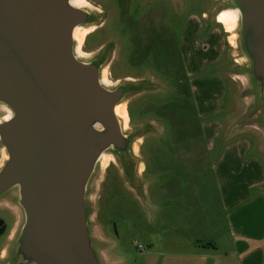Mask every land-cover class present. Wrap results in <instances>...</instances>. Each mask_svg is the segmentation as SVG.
Instances as JSON below:
<instances>
[{
	"label": "water",
	"instance_id": "1",
	"mask_svg": "<svg viewBox=\"0 0 264 264\" xmlns=\"http://www.w3.org/2000/svg\"><path fill=\"white\" fill-rule=\"evenodd\" d=\"M224 9L236 14L253 98L235 126L264 137V0H226L215 17ZM104 19L83 0H0V195L15 189L19 212L0 259L12 251L22 264H117L94 218L97 172L111 155L136 190L138 142L153 124L127 131L116 112L150 81L110 86L105 56L83 59L77 49L75 31Z\"/></svg>",
	"mask_w": 264,
	"mask_h": 264
},
{
	"label": "rangeland",
	"instance_id": "2",
	"mask_svg": "<svg viewBox=\"0 0 264 264\" xmlns=\"http://www.w3.org/2000/svg\"><path fill=\"white\" fill-rule=\"evenodd\" d=\"M83 1L85 3L89 0ZM225 1L170 0V5L180 7V10L170 8L166 18L170 39L167 38L164 42L165 57L155 56L158 64L163 63L164 71L169 76L158 75L151 66L141 62V58L134 55L137 43L130 42L126 28L115 27L114 15L110 16L112 19L103 27L96 28L93 32L83 29L82 32L88 33H85L83 38L79 36L77 49L83 59L102 54L105 56L103 69L110 86L125 80L135 81V76L150 81V84H147L148 89L126 101L128 118L122 117L127 131L142 127L144 123L153 120L150 131L138 142L139 145L143 140L138 155L141 156L145 169L136 190L130 188L121 178L117 166L109 159L111 155L106 156L105 164H102L103 167L97 172L94 218L95 222L101 221L106 235L115 241L110 251L114 253L113 258L117 262L120 261L117 264H161L167 261V255L161 253L164 251L161 240L165 235H183L186 230L189 231L188 227L191 229L196 225L197 228L191 230L192 232L200 231L205 234L203 236L210 238L218 231L222 233L226 225L223 223L225 211L221 207L215 188V174L211 170V164L220 156L223 145L217 139L213 149L207 150L200 137L201 116L198 115L197 104L199 93L192 94L189 80L198 78L204 72H215L223 81V93L219 88L210 92L215 94L218 91L217 95H211V98L221 107L215 109L213 115L204 117L218 122L221 133L227 131L231 134H254L258 137V133L262 131L254 126H235L241 124L239 120L247 115L246 109L251 105L253 98L244 71L247 61L239 46L237 29L225 30L215 17L216 10ZM200 11L203 12L201 15ZM192 13L197 14L199 22H196L200 23V28L194 29L192 34L193 44L197 42V46H192V50H195V47L200 49L201 43L204 47H209L211 43L202 39L211 30L214 31L213 28H217L214 32L219 43L218 47L215 46L218 49L217 61L204 64L194 61L195 68L193 65L192 68L186 67L182 47L180 53H177L176 49L184 22ZM157 37L156 35V44ZM212 42L217 44L215 40ZM188 72L191 74H187ZM183 91L186 94H183ZM3 113L0 112V116ZM249 114L252 116L254 111ZM231 128L232 132H229ZM221 133L218 132L219 135ZM230 180L234 182L236 178L231 176ZM194 183L208 185L202 190L208 193L207 199L200 201L197 197L201 190L199 186L195 187L197 190L194 197ZM231 191L234 194L237 192L233 189ZM250 193L252 198L255 195L264 197V181ZM240 207L238 201L228 210L232 214L233 228L236 229L240 221L237 218L246 214ZM18 213L15 189L11 188L0 195V218L6 225V231L0 236V249L7 242V235L14 226ZM214 215L220 224L217 229L214 223L210 222L211 216ZM221 240L225 247L232 246L231 237ZM10 244L12 246L13 243ZM149 249L151 253L146 252ZM232 263L239 264L237 257H232ZM0 264L22 263L10 251L7 258L0 259Z\"/></svg>",
	"mask_w": 264,
	"mask_h": 264
},
{
	"label": "crops",
	"instance_id": "3",
	"mask_svg": "<svg viewBox=\"0 0 264 264\" xmlns=\"http://www.w3.org/2000/svg\"><path fill=\"white\" fill-rule=\"evenodd\" d=\"M197 17L194 14L188 16L184 22L181 34L183 60L186 67L191 68L192 65L195 68L194 61L204 64L205 62H216L218 59V49L215 46L217 45L218 47L219 43L218 37H215L216 33L214 32L217 28H213L214 31L211 30L202 39L206 43L207 41L211 43L209 47H204V44L201 43L200 49L195 47V50H192V46L197 44V42L193 44V31L200 28V23H197L199 22ZM210 39L212 41L215 40L217 44ZM187 74L191 73L188 72ZM135 78H138V76H135ZM189 84H191L192 94L199 93V100H197L199 106L198 115L201 116L199 118V132L207 150L213 149L214 142L217 139L223 145L220 156L211 164V170L215 174V188L220 198L221 207L225 211L223 223H226V225H224L222 233L218 231L210 238L203 236L205 234L200 231L198 233L192 232L197 228L196 225L191 229L188 227L189 231L186 230L183 235H165L161 240L164 248L161 253L167 255V261L161 264H233L232 257H237L239 264H244V262L248 264H264V197L255 195L252 198L250 193L261 181H264V137L259 133L258 137L254 134H231L227 133V131L221 133L218 122L204 118L207 115H213L214 110L221 107L219 106L220 104L217 105L211 98V95L216 96L218 91L215 94H210L211 90L215 89L214 91H216L219 88L223 93L224 89L223 81L215 72L213 74L204 72L198 78L190 79ZM183 94H186V92ZM150 122H153V120ZM218 132L222 135H219ZM142 144L143 140L139 144V149ZM1 159L2 156H0V161ZM144 169L145 165L142 162L140 167L141 174ZM231 176L236 178L234 182H231ZM197 186L201 189L197 194L200 201L207 199L208 193H204L202 190L208 185L194 183L192 185L194 197H196L195 190L197 189L195 187ZM232 189L237 190V192L234 194L231 191ZM238 201H240V210L245 211L246 214L237 218L240 221H238V228L236 229L235 227L233 228L232 214L228 210ZM150 219L152 220L151 217ZM211 221L216 229L220 226L217 223L216 215L211 216ZM97 222L99 235L106 243L103 253L108 260L117 262L112 256L114 253L110 251L111 247L115 245V241L106 235L101 221ZM13 227L7 235V239L13 231ZM198 228L200 229L199 226ZM228 237L233 239L231 242L232 246L229 248L225 247L223 240H221ZM4 245L0 249V257L5 254ZM146 252L151 253V250L149 249Z\"/></svg>",
	"mask_w": 264,
	"mask_h": 264
},
{
	"label": "flooded vegetation",
	"instance_id": "4",
	"mask_svg": "<svg viewBox=\"0 0 264 264\" xmlns=\"http://www.w3.org/2000/svg\"><path fill=\"white\" fill-rule=\"evenodd\" d=\"M89 1L86 2L92 6H94L93 4H95L94 7L99 9V11L104 14L105 19L103 22H101L97 29L103 27L109 19H112V17L110 18V16L114 15L115 27L126 28L127 35L130 36V42L137 43L135 47L136 50L133 48V50H135L134 55L140 57L141 62L143 61L149 66H151L155 73H159L158 75L169 76V74L167 75V72L164 71L165 69L163 63L158 64V60L155 59V56L161 55L162 57H165L163 48L166 46L164 42L167 40V38L170 39L169 27L168 23H166L167 14L170 8L179 11L180 7L171 6L170 0ZM201 13L203 12L200 11V15ZM153 21H155V23ZM95 29H93L92 32L95 31ZM156 35L158 36L157 44ZM168 41L170 42V40ZM180 48L181 34L176 42L177 53H180ZM5 231L6 225L4 232Z\"/></svg>",
	"mask_w": 264,
	"mask_h": 264
},
{
	"label": "bare ground",
	"instance_id": "5",
	"mask_svg": "<svg viewBox=\"0 0 264 264\" xmlns=\"http://www.w3.org/2000/svg\"><path fill=\"white\" fill-rule=\"evenodd\" d=\"M216 20L221 23L224 26V29L227 31H230L233 29L234 25H235V21H236V14L235 12H233L232 10L229 9H224L222 11H220L217 15H216ZM233 31V30H232ZM231 31V32H232ZM229 32V33H231ZM88 33L86 32H79L78 30L75 31V36L77 38V40L80 38H83L84 34ZM235 34H233L234 36ZM231 36V35H230ZM230 40V39H229ZM233 40V39H232ZM234 41V40H233ZM233 43V42H232ZM116 112L118 113V115L124 119L128 118V114L126 111V107L125 105H118L116 108ZM121 112V113H120ZM122 118V119H123Z\"/></svg>",
	"mask_w": 264,
	"mask_h": 264
},
{
	"label": "trees",
	"instance_id": "6",
	"mask_svg": "<svg viewBox=\"0 0 264 264\" xmlns=\"http://www.w3.org/2000/svg\"><path fill=\"white\" fill-rule=\"evenodd\" d=\"M4 230H5V224L3 220L0 218V235L3 234Z\"/></svg>",
	"mask_w": 264,
	"mask_h": 264
}]
</instances>
